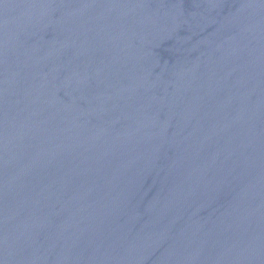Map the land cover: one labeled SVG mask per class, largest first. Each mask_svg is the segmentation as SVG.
I'll return each instance as SVG.
<instances>
[{"label": "water", "instance_id": "obj_1", "mask_svg": "<svg viewBox=\"0 0 264 264\" xmlns=\"http://www.w3.org/2000/svg\"><path fill=\"white\" fill-rule=\"evenodd\" d=\"M0 264H264V0H0Z\"/></svg>", "mask_w": 264, "mask_h": 264}]
</instances>
